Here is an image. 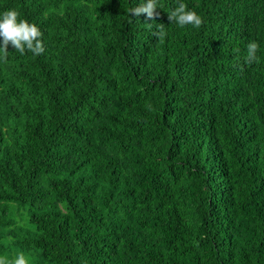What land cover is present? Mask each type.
<instances>
[{
  "label": "trees",
  "instance_id": "16d2710c",
  "mask_svg": "<svg viewBox=\"0 0 264 264\" xmlns=\"http://www.w3.org/2000/svg\"><path fill=\"white\" fill-rule=\"evenodd\" d=\"M138 2L0 0L44 48L0 61V254L264 264V0Z\"/></svg>",
  "mask_w": 264,
  "mask_h": 264
},
{
  "label": "clouds",
  "instance_id": "9594fccd",
  "mask_svg": "<svg viewBox=\"0 0 264 264\" xmlns=\"http://www.w3.org/2000/svg\"><path fill=\"white\" fill-rule=\"evenodd\" d=\"M160 6V0H139L130 12L133 15L145 13L147 17L154 15V10ZM172 23L178 27L191 25L193 27L201 24V16L192 8L188 7L184 0H178L176 5L168 11ZM156 34L163 38L165 33L164 25H156ZM42 32L40 27L20 15L15 8L0 10V61L6 59L7 46L11 43L14 49L20 53L31 50L39 54L44 50L42 43ZM247 57L255 58L258 43L250 40L247 45ZM30 257L24 251H18L14 257L0 254V264H29Z\"/></svg>",
  "mask_w": 264,
  "mask_h": 264
},
{
  "label": "rangeland",
  "instance_id": "374dc122",
  "mask_svg": "<svg viewBox=\"0 0 264 264\" xmlns=\"http://www.w3.org/2000/svg\"><path fill=\"white\" fill-rule=\"evenodd\" d=\"M13 214L18 218L19 221L24 222V220L26 219L27 213H26V208L24 206H19L18 208H14V210L12 211ZM17 252L15 250L11 251L9 254V257L12 258L15 256ZM30 257L29 259V264L33 263V258L30 254H27Z\"/></svg>",
  "mask_w": 264,
  "mask_h": 264
}]
</instances>
